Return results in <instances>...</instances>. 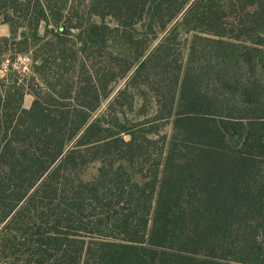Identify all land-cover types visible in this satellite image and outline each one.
I'll return each instance as SVG.
<instances>
[{
    "label": "trees",
    "instance_id": "16d2710c",
    "mask_svg": "<svg viewBox=\"0 0 264 264\" xmlns=\"http://www.w3.org/2000/svg\"><path fill=\"white\" fill-rule=\"evenodd\" d=\"M0 21V264H264V0H0ZM130 88L151 116L119 111Z\"/></svg>",
    "mask_w": 264,
    "mask_h": 264
},
{
    "label": "rangeland",
    "instance_id": "374dc122",
    "mask_svg": "<svg viewBox=\"0 0 264 264\" xmlns=\"http://www.w3.org/2000/svg\"><path fill=\"white\" fill-rule=\"evenodd\" d=\"M107 21L113 24L112 20L107 19ZM43 27H44L43 25L40 26V32L43 31ZM8 34H9L8 25L0 21V36H6ZM162 35H163V32H159V39L162 37ZM178 40H179V46L181 49L182 62L183 64H186L188 60V45H189V40H190V34L184 33L183 31H181ZM104 56L106 57L105 53H104ZM5 64L6 63H4V65L2 66L3 71L5 70L4 69ZM27 65H28V57L26 55L18 56L17 61L14 63V67L20 69L21 71H26ZM2 70H0V74H2ZM123 85H124V80L117 81L113 85L114 92L112 93V95L116 92L118 88H121ZM129 93L133 95L132 109H128L127 103H125L124 106H121V109H119V111L121 110L124 116L130 120H136V119L141 120L143 118L142 116L144 115L151 116V114L154 111V101L152 99V94L145 88H141V89L130 88ZM109 99L105 101V103L102 105L103 108L106 106V103L109 101ZM31 102H32V96L30 94H26L23 99V106L28 108ZM119 116L122 117L120 113H119ZM159 131H160V134H167V135L170 134L172 131L171 122L162 121L159 126ZM96 167H97V164L95 162L91 163L85 172V177L89 178L92 175H94Z\"/></svg>",
    "mask_w": 264,
    "mask_h": 264
}]
</instances>
